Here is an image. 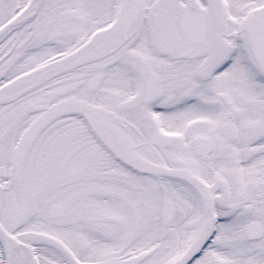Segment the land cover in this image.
I'll use <instances>...</instances> for the list:
<instances>
[{"label": "snow or ice", "instance_id": "1", "mask_svg": "<svg viewBox=\"0 0 264 264\" xmlns=\"http://www.w3.org/2000/svg\"><path fill=\"white\" fill-rule=\"evenodd\" d=\"M0 264H264V0H0Z\"/></svg>", "mask_w": 264, "mask_h": 264}]
</instances>
